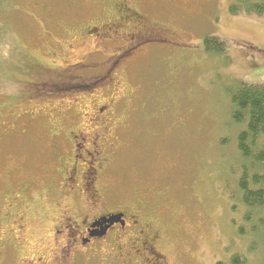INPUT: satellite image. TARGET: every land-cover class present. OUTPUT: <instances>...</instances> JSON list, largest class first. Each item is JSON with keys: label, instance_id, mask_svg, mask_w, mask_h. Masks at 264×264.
Instances as JSON below:
<instances>
[{"label": "rangeland", "instance_id": "374dc122", "mask_svg": "<svg viewBox=\"0 0 264 264\" xmlns=\"http://www.w3.org/2000/svg\"><path fill=\"white\" fill-rule=\"evenodd\" d=\"M109 3L8 0L3 7L0 201L31 179L29 194L35 196L57 177L47 121L39 118L23 134L16 131L24 122L22 95L10 82L18 77L13 67L18 69L24 58L49 63L48 48L89 19L104 17ZM136 3L150 22L162 24L168 39L123 65L132 91L116 108V147L101 183L114 202L144 201L153 208L170 264H231L234 254L246 264H260L264 247L257 238L239 234L241 208H232L225 190L237 177L231 170L239 168L236 137L242 128L231 121L228 90L239 82L264 84V52L254 50H264V15L231 14V0ZM205 36L220 41L224 51L206 53ZM93 93L81 87L59 95L73 100ZM16 253V246L0 244V264H18Z\"/></svg>", "mask_w": 264, "mask_h": 264}, {"label": "flooded vegetation", "instance_id": "af4514ba", "mask_svg": "<svg viewBox=\"0 0 264 264\" xmlns=\"http://www.w3.org/2000/svg\"><path fill=\"white\" fill-rule=\"evenodd\" d=\"M142 14L136 0H110L104 17L56 40L47 50L49 63L33 75L39 80L30 83L38 84L20 102V116L48 119L57 177L35 196L29 194L31 183L2 196L0 244L18 248V264H170L164 229L145 203L114 202L101 183L116 147V108L131 92L123 65L168 39L162 24ZM25 67L22 61L18 71ZM45 81L55 92L87 84L96 89L89 98L69 100L52 94ZM19 130L24 133L26 124Z\"/></svg>", "mask_w": 264, "mask_h": 264}, {"label": "trees", "instance_id": "16d2710c", "mask_svg": "<svg viewBox=\"0 0 264 264\" xmlns=\"http://www.w3.org/2000/svg\"><path fill=\"white\" fill-rule=\"evenodd\" d=\"M7 1L8 0H0V14L3 11V7L6 6ZM228 10L231 14L251 13L257 16H261L264 15V0H231ZM5 35L6 31L4 29V24L2 21H0V57H2V47H5L7 45L5 44L7 43L5 42ZM202 47L206 53L219 54L224 51L223 44L216 38H213L211 36H205L203 38ZM262 51L264 52V50ZM22 61H25L27 67L19 71L17 67H13V71H16L15 75H18V77L10 80V82L16 86V92L22 95L23 98L22 100H20L21 102L26 98V94L29 92V90L34 91L35 85L38 84L34 83L35 85L33 86L32 83H30L31 81H33L32 78H35V81L39 80V76H33L35 71H38L37 69H39V73H41L40 69L44 68L42 67L43 62L34 61L29 58H24ZM31 62L34 65H32ZM29 63L32 66H28ZM124 64H126V62ZM79 73L84 74L86 72ZM6 82L7 84L10 83L8 81ZM44 84V86H46V89L52 91V94H62L61 90L57 92L53 91L54 87H52L51 83L49 84L48 81H45ZM87 85L88 87L86 88L95 91L96 88H94L91 84ZM127 96L125 98H122L118 105L124 103ZM228 98L230 104L231 121L234 124L238 125V127L242 128H240L237 134V150L235 149L237 153V160L239 161V168L236 170H231V174H237V177L232 185H228L229 189L225 186V191H227L226 195H228V197L230 198L229 200L233 205L232 208H241V224L238 226L239 234L248 235L252 239L257 238L258 240H260L259 242L260 244H262L261 246L264 247V84H246L239 82L238 84H235L233 88L228 90ZM24 110L25 107H22L19 111L23 113ZM20 117L24 123H22L19 128L26 124V131H28L30 125L36 123V120L30 122L28 119L23 117V115H21ZM44 119L47 121V123H45V125H47L45 129L49 139L50 130L48 129L50 125L48 119ZM19 128L17 126L16 131L19 134H23V132L20 131ZM49 151L53 158L54 153L51 148ZM27 183H31L32 186L35 183V179H31ZM27 183L18 185L15 190L12 189L11 191L17 192L18 187ZM44 186L45 184H43L42 188ZM42 188L38 191L41 192ZM4 194L2 196H4ZM144 206L146 207V209L151 211L153 215L155 214L153 208L150 207L149 204L145 203ZM256 249L258 250L257 246ZM230 263L246 264V261L244 257L238 254H234L230 258ZM260 264H264V253L262 254Z\"/></svg>", "mask_w": 264, "mask_h": 264}]
</instances>
